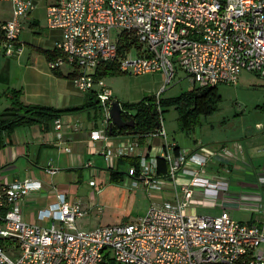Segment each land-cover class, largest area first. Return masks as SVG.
<instances>
[{
	"label": "built area",
	"instance_id": "2783aa9c",
	"mask_svg": "<svg viewBox=\"0 0 264 264\" xmlns=\"http://www.w3.org/2000/svg\"><path fill=\"white\" fill-rule=\"evenodd\" d=\"M7 1L12 3V18L0 25V55L19 56L24 51L23 24L37 3ZM46 16L47 27L61 32L55 43L59 53L49 60L50 68H77L72 80L80 90L97 93L107 126L114 91L97 75L102 62L116 60L122 70L134 74L162 72L161 89L179 68L198 85L235 84L243 69L264 78V0H54ZM123 34L135 42L120 50ZM159 112L151 134L162 142L140 154L128 174L132 186L139 180L156 190L170 184L171 198L152 202L137 219L81 230L77 219L91 211L81 200L72 201L59 190L57 199L38 211V219L49 223H31L22 218L20 202L41 183L30 177L0 180V264H264V222L234 218L227 207L210 215L188 211L198 188L220 202L231 180L208 172L218 151H190L169 139L160 106ZM53 123L62 139L61 116ZM90 137L109 135L101 128ZM137 141L104 147L103 154L115 164L121 156L138 154ZM159 158L167 161L165 173L158 171ZM230 163L225 161L222 168L237 164L235 159ZM47 169L57 170L53 165ZM89 182L96 185L94 177ZM253 184L259 193L242 188L240 198L257 202V211L264 215V173Z\"/></svg>",
	"mask_w": 264,
	"mask_h": 264
},
{
	"label": "crops",
	"instance_id": "0c3cea01",
	"mask_svg": "<svg viewBox=\"0 0 264 264\" xmlns=\"http://www.w3.org/2000/svg\"><path fill=\"white\" fill-rule=\"evenodd\" d=\"M33 12L27 21H29L28 23L32 27L39 26V20L32 16ZM60 38L61 32L59 30L49 29L47 27L46 33L41 35V38L38 40L40 44L36 47L38 49L37 51H30L26 57H23V55L12 57L0 55V92H2L1 87H4L1 86L3 84L6 85L3 90L4 92L9 87L22 88L23 99L27 102L42 103L56 107L82 104L85 101L86 92L80 90L72 78L65 75L71 70V67L63 65L59 69L64 74H55L49 66L50 59L42 51V49L54 50L55 43ZM88 112L91 118L93 115L90 111ZM103 116V125L100 126L97 119L85 125L77 113L62 115V139L58 138L54 123L49 129H44L40 123L19 126L11 135V141L0 147L1 181L11 182L30 177L37 180L38 183H41L40 188L34 189L20 202L22 218L24 220L31 223L48 224V220L38 219V211L40 208L54 202L57 199V192L62 190L67 192L70 200H81L85 206L90 207V214L93 211L98 213L96 217L90 216L85 219L88 226L94 228L103 225V216L100 213H102L104 206L97 200V194L101 192L102 184H99L96 178L102 173L100 169L104 163H108L111 169L118 168L115 164H118L120 157L117 158V163L114 164L113 159L110 164L103 154L102 149L107 146L113 148L128 146L138 140L139 145L135 146V153L138 151V154L128 156L137 157L139 160L140 154H146L147 150L152 151L153 149H157L155 146H158L162 142L160 136L153 135L151 132L146 133L143 138L137 133L110 134L108 130H110L109 125L111 120L107 126L105 115ZM101 128H106L109 137L107 139L92 140L90 137L91 131ZM245 133L247 135H254L252 134L254 132L250 131V128ZM259 135L247 141L234 138L216 141L217 143L213 144L198 139L194 143H183L180 139H171L168 137L174 140L177 146L182 149L190 151L200 150L202 152L218 151L213 154L212 165H214L209 166L210 169L208 172L220 173L224 169L221 164H224L225 161L230 163V161H234L235 159L238 169L235 172L239 173V175L250 176L256 181V178L264 173V134ZM50 165L56 167L57 170L53 173L49 172L47 168ZM166 166L168 165L166 164ZM165 172L161 171L160 173ZM84 173L89 175V181L93 177L96 181V185L94 186L88 181L92 192L89 193V197L87 198H82L78 193L85 177ZM180 176L181 179H184L183 175ZM230 180L231 186L224 196H222L220 202H214L212 198L204 195L201 188H198L188 211L210 215L219 214L223 207H227L234 218L264 222V215L257 211V202L254 200L245 202L240 198L241 190L233 188V183L240 184L241 178L239 177L236 180L230 178ZM168 186L161 191L171 194L170 197H166L171 198L173 194L169 189L170 184ZM262 194L264 198V189L262 190Z\"/></svg>",
	"mask_w": 264,
	"mask_h": 264
},
{
	"label": "rangeland",
	"instance_id": "374dc122",
	"mask_svg": "<svg viewBox=\"0 0 264 264\" xmlns=\"http://www.w3.org/2000/svg\"><path fill=\"white\" fill-rule=\"evenodd\" d=\"M53 1L36 0L37 9L33 12L32 16L39 20L40 27L30 26L29 21L24 22L23 30L20 34V40L24 45V51L20 55H23V57H26L32 50H38L36 48L40 44L38 40L47 31V6ZM11 13L12 3L7 0H0V25L12 18ZM116 34L117 31L112 33L113 39H115ZM103 77L106 83L113 89L116 100L129 103L139 102L146 95L158 94L162 98L176 97L194 86L191 78L181 68H179L175 77L164 89H161L165 82V76L162 72L134 74L124 71L117 74H105ZM1 86H4L1 87L3 91L6 85L2 84ZM217 92L220 97L215 108L210 112H201L198 115L195 127L190 131L179 128L180 113L176 105H168L163 113L168 136L171 139H180L183 143H194L198 139L213 144L217 143L216 141L234 138L247 141L255 136H260L259 134H264L263 77L256 72L243 69L237 83H221L217 86ZM9 104V97L5 92H2L0 94V111ZM88 111L93 115L91 118ZM129 111L135 113L136 107L129 109ZM77 115L85 125L97 119L101 126L103 125L105 109L102 106H97L90 110L78 112ZM248 128L254 132L252 133L254 135H247L245 133ZM128 165L129 163L121 164L119 171L123 172V177L118 179L111 178L112 170L108 166V163H104L101 166L100 171L102 173L96 179L99 184H102V190L97 194V200L104 206L102 213H100L103 216V224L108 222L121 223L137 219L146 213L152 202L171 196V194L165 191L149 189L142 180H139L138 186H132L130 176L127 174ZM235 171H238L237 166L230 165V170L225 168L220 174L227 178H233V180L240 177V184L233 183V188H236V190H242V188L246 187L244 188L245 193H259V189L254 188V184H251L255 181L254 178L239 175ZM84 176L78 193L82 198H87L92 189L88 185L89 175L84 173ZM242 200L251 202L248 199ZM97 215L98 213L93 211L91 214H85L82 218L77 219L78 228L81 230L90 229L91 227L87 225L85 219L90 216L96 217Z\"/></svg>",
	"mask_w": 264,
	"mask_h": 264
},
{
	"label": "trees",
	"instance_id": "16d2710c",
	"mask_svg": "<svg viewBox=\"0 0 264 264\" xmlns=\"http://www.w3.org/2000/svg\"><path fill=\"white\" fill-rule=\"evenodd\" d=\"M3 39V33L0 30V44ZM127 34H123L119 41L120 50H123L128 46ZM131 41L130 43H134ZM49 59H53L59 51L57 49H42ZM60 67L53 68L55 74L63 75ZM124 72L121 69L120 63L116 60L102 62L97 68V75L103 76L105 74H117ZM78 73L77 68L71 69L65 75L67 77L73 78ZM218 85H198L194 84L192 88L181 93L176 97L171 98H162L157 97L156 95H146L139 102L129 103L122 102V106L125 108V111L122 113V117L125 120L134 118V125H123L118 126L114 124L112 126L110 134H123V133H137L141 138L148 133L154 131L158 126L159 121V106L162 109V112L166 110L167 106L170 104L176 105L180 115H179V127L183 130L189 131L195 127V123L198 119V115L201 112H210L217 105V101L220 95L217 92ZM4 92V91H2ZM0 92V94L2 93ZM8 96L10 104L4 107L0 111V147L11 141V135L14 130L19 126L30 125L34 123H40L43 125L44 129H49L53 124L54 120L64 114L68 113H78L85 110H90L97 106L101 107L100 98L96 92L93 90L87 91L85 101L82 104L71 105L66 107H56L53 105H47L36 102H27L23 99V89L16 87H9L5 91ZM112 101L116 100L113 96ZM136 107V112L131 113L129 109ZM96 114V113H95ZM138 164L137 157L132 156H121L118 160V168L111 169L112 179H118L123 177L119 167L121 164ZM159 172L167 171L168 166H166L167 161L163 158H159ZM168 165V164H167ZM0 243H4L0 239Z\"/></svg>",
	"mask_w": 264,
	"mask_h": 264
},
{
	"label": "water",
	"instance_id": "95a60500",
	"mask_svg": "<svg viewBox=\"0 0 264 264\" xmlns=\"http://www.w3.org/2000/svg\"><path fill=\"white\" fill-rule=\"evenodd\" d=\"M125 111V108L122 106L121 102L119 100H114L111 103L110 106V114H111V122L109 125V129H112V126L114 124L118 126H123V125H134V118H130L128 120H125L122 117V113Z\"/></svg>",
	"mask_w": 264,
	"mask_h": 264
}]
</instances>
